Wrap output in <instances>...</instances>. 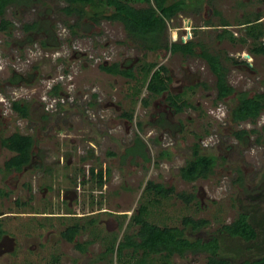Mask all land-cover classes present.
<instances>
[{
  "label": "rangeland",
  "instance_id": "rangeland-1",
  "mask_svg": "<svg viewBox=\"0 0 264 264\" xmlns=\"http://www.w3.org/2000/svg\"><path fill=\"white\" fill-rule=\"evenodd\" d=\"M64 5L63 0H15L3 14L12 25L7 31L0 28V189L8 191L0 196V209L9 212L0 217V225L14 243L0 252V264H46L52 254H58L57 264H117L115 254H101L113 237L120 239L137 227L131 215L151 197L142 193L147 180L174 188L157 204H149L150 221L181 227L186 215L207 220L198 229L185 227L190 238H206L230 222L241 205H253L256 220L261 219V244L222 233L221 252L236 264L264 254V110L254 121L234 122L229 113L240 91L264 92V54L249 52L250 38L240 40L241 21L250 10L264 11V2L203 0L201 12L179 13L167 21L169 43L190 26L188 39L220 55L226 80L234 88L222 99L216 96L214 72L199 55L142 49L120 21L93 22L89 4L82 15L65 12ZM207 18L213 24H206ZM220 18L230 23L227 29L235 40L216 36L222 29ZM33 22L35 26L26 29ZM152 60L168 68L170 92L196 85L183 95L190 105L173 111L167 91L152 94L146 89L138 63ZM113 61L121 66L131 61L135 78L99 67ZM13 100L29 104L25 117L11 108ZM238 129L248 130L244 139L236 137ZM13 131L33 136L39 167L25 173L2 169L12 152L1 139ZM195 141L201 151L214 154L216 162L206 177L188 181L179 167L191 156ZM92 169L102 170V183ZM182 191L195 198L184 201L177 195ZM24 197L25 204L14 201ZM73 222L85 225L68 241L61 231ZM75 242H85V249ZM206 256L202 251L175 254L171 264H206Z\"/></svg>",
  "mask_w": 264,
  "mask_h": 264
},
{
  "label": "trees",
  "instance_id": "trees-1",
  "mask_svg": "<svg viewBox=\"0 0 264 264\" xmlns=\"http://www.w3.org/2000/svg\"><path fill=\"white\" fill-rule=\"evenodd\" d=\"M15 0H0V28L6 30L12 25L11 20L4 17V10ZM65 2L64 10L67 13L75 12L82 15L87 13L85 5H90L91 15L89 17L93 22L99 19L120 21L126 31V34L133 42L142 49L157 50L160 48L169 49L171 52H181L186 54H195L202 57L216 76L217 98L222 99L234 91V88L226 80V68L220 60V55L212 53L206 45L194 39L185 42L180 40L167 41L166 27L167 21L179 13L195 14L201 12L203 0H63ZM211 2V0H209ZM262 1V0H258ZM214 11V9H213ZM215 14L218 12L215 10ZM245 15L241 21L244 24V34L240 36L242 42L250 38L252 45L249 52L254 54H264V21L259 20L260 13L254 12ZM253 18L250 17V15ZM206 24H213L210 19H205ZM222 29L216 34L218 38L226 37L235 40L232 30H228L230 24L224 18H220L218 23ZM35 22L26 25V29L33 28ZM198 47V50L196 48ZM138 74L142 76L143 82L146 83V89L152 94H160L167 91L166 100L173 111H181L184 106L190 105L187 98L183 97L187 90H193L194 85H188L181 93H172L168 90L171 80V74L168 68L162 64L152 61H142L138 63ZM131 61L123 66L120 62L113 61L108 64L100 63L99 67L112 74H121L126 77L135 78ZM59 85L53 86L52 93L56 94ZM138 92V89L135 91ZM187 97V96H186ZM143 101H146L143 98ZM11 107L20 115L25 117L28 114L26 104H21L18 100H13ZM264 110V92H256L248 95L245 91H240L236 103L230 107L229 113L231 120L240 122L243 120L254 121ZM125 117L131 118V114L124 113ZM238 139H244L248 130L238 129L235 132ZM141 150L139 153L144 155V145L140 138L136 139ZM1 143L6 146L13 155L6 161V166H13L20 169L30 159V150L35 141L31 134L13 131L2 137ZM138 152V151H137ZM166 154L162 151V154ZM148 159L147 157H145ZM216 162V156L212 153L201 151L199 141H195L191 146V156L185 160L179 167L180 176L188 181L195 180L198 177H206L212 170ZM107 169V173H108ZM97 181L102 183L103 172L91 170ZM240 179V177L238 178ZM264 183V182H263ZM174 190L173 186H165L161 182L147 180L143 189L144 195H151L146 202H141L137 211L131 215L132 223L137 225L134 231L124 232L120 239L113 237L110 243L104 247L101 256L115 254L117 264H171L173 255L184 256L186 253L206 252V264H236L232 258L222 254V233L230 237H236L235 240H244L250 242L257 240L259 244L261 239L262 226L261 219L256 220L255 215L258 213L253 209V205H241L239 211L230 222L222 223L219 230L215 233L203 237L190 238L185 233V227L191 226L192 229H198L207 223L205 218H193L192 216H183L182 224L178 225H159L150 221L147 216L150 212L149 204H157L159 197H167ZM262 200H264V185L261 187ZM177 195L184 201L189 202L195 198L192 192H179ZM93 220V219H92ZM92 222V221H88ZM85 224L80 225L78 222L67 224L61 231L63 237L68 241H73L76 234ZM117 244L115 246V242ZM88 242V241H86ZM85 242H75L74 245L83 251ZM237 245V244H236ZM222 247V248H221ZM226 247V246H225ZM52 260L46 264H57L58 254H52ZM237 264H264V254L257 256L245 257Z\"/></svg>",
  "mask_w": 264,
  "mask_h": 264
},
{
  "label": "flooded vegetation",
  "instance_id": "flooded-vegetation-1",
  "mask_svg": "<svg viewBox=\"0 0 264 264\" xmlns=\"http://www.w3.org/2000/svg\"><path fill=\"white\" fill-rule=\"evenodd\" d=\"M261 2H264V0H262ZM248 12H252L251 10L250 11H248ZM254 12H258V9H255V11ZM260 13V18H259V20H261V21H264V15H263V13H264V11H262V12H259ZM189 40V39H188ZM187 41V40H186ZM184 42V41H183ZM105 64V63H104ZM22 76V75H21ZM19 78H20V75H19ZM19 101V100H18ZM21 104H26V106H27V108L29 109V104L25 101V102H23V101H19ZM11 106V105H10ZM40 106H41V110L45 113V114H47L46 112L47 111H45L44 110V104H43V102L41 101V103H40ZM168 106H169V104H168ZM12 108V107H11ZM29 111V110H28ZM49 113V112H48ZM45 117H47V115H44V118ZM2 144V143H1ZM2 146L4 147V148H6L7 150H9L6 146H4L3 144H2ZM10 151V150H9ZM10 152H12L11 154H10V156H8V158L7 159H5L3 162H2V164H1V167H2V169L4 170V171H6V172H12V171H21V173H25L26 172V170H29V169H32L33 167L34 168H36V167H39L40 166V162H37L36 161V153H35V151H34V145L31 147V150H30V159H29V161L27 162V163H25V164H23L22 166H21V168L20 169H17V168H15V167H13V166H6L5 165V163H6V161L13 155V151H10ZM26 183V182H25ZM23 191H25V193L27 194L28 193V189H23ZM8 195V191H6V190H2V189H0V196H7ZM14 201L17 203V204H25V203H27V199L24 197L22 200L21 199H17V198H15L14 199ZM20 214H22L23 212H19ZM5 215H9V212H6V211H4V210H2V209H0V217H2V216H5ZM15 215V214H14ZM61 236H62V234H61ZM63 237V236H62ZM65 238V237H64ZM44 239V238H43ZM66 239V238H65ZM67 240V239H66ZM13 243H14V240H13V235H11V234H9V232H7L4 228H2V226L0 225V252L1 251H3V250H6V249H8V247H7V245L9 244H11L10 246H9V248H12L13 247Z\"/></svg>",
  "mask_w": 264,
  "mask_h": 264
},
{
  "label": "built area",
  "instance_id": "built-area-1",
  "mask_svg": "<svg viewBox=\"0 0 264 264\" xmlns=\"http://www.w3.org/2000/svg\"><path fill=\"white\" fill-rule=\"evenodd\" d=\"M189 27H190V26H186V29H187V30H185V32L181 35L180 40H182V41H186V40H188V38H190Z\"/></svg>",
  "mask_w": 264,
  "mask_h": 264
},
{
  "label": "clouds",
  "instance_id": "clouds-1",
  "mask_svg": "<svg viewBox=\"0 0 264 264\" xmlns=\"http://www.w3.org/2000/svg\"><path fill=\"white\" fill-rule=\"evenodd\" d=\"M189 23H190V22H189ZM180 41H182V40H180ZM182 42H183V41H182ZM184 42H185V41H184ZM245 54H246V53H244V56H246ZM247 54H248V53H247ZM247 56H249V54H248Z\"/></svg>",
  "mask_w": 264,
  "mask_h": 264
},
{
  "label": "water",
  "instance_id": "water-1",
  "mask_svg": "<svg viewBox=\"0 0 264 264\" xmlns=\"http://www.w3.org/2000/svg\"><path fill=\"white\" fill-rule=\"evenodd\" d=\"M245 55L247 56L248 54L246 53Z\"/></svg>",
  "mask_w": 264,
  "mask_h": 264
},
{
  "label": "crops",
  "instance_id": "crops-1",
  "mask_svg": "<svg viewBox=\"0 0 264 264\" xmlns=\"http://www.w3.org/2000/svg\"><path fill=\"white\" fill-rule=\"evenodd\" d=\"M180 40V39H179Z\"/></svg>",
  "mask_w": 264,
  "mask_h": 264
}]
</instances>
